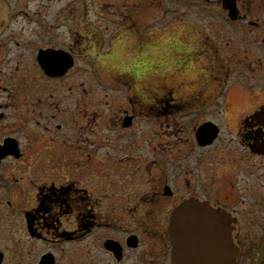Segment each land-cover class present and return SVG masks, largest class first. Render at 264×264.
I'll return each instance as SVG.
<instances>
[{"label": "flooded vegetation", "instance_id": "obj_1", "mask_svg": "<svg viewBox=\"0 0 264 264\" xmlns=\"http://www.w3.org/2000/svg\"><path fill=\"white\" fill-rule=\"evenodd\" d=\"M15 75L71 92L36 96L28 143L0 137L24 264H174L175 232L223 223L247 261L264 230V0H0V93Z\"/></svg>", "mask_w": 264, "mask_h": 264}, {"label": "rangeland", "instance_id": "obj_2", "mask_svg": "<svg viewBox=\"0 0 264 264\" xmlns=\"http://www.w3.org/2000/svg\"><path fill=\"white\" fill-rule=\"evenodd\" d=\"M11 4L15 9L22 8L28 15L31 16H33L32 10H39L37 8H41V5H48L49 9H47L46 11L44 10V12L42 14L40 13V15L46 14L48 16H54L61 3ZM107 25L108 24L106 23V26ZM13 27L16 26L13 25L12 28ZM16 41L22 43L20 39ZM20 48L23 52L32 50L31 48L24 49L23 45H21ZM163 57L166 58L167 55L164 54ZM166 61H164V63H166ZM120 62H126L125 56L120 57ZM24 74L25 73L22 72L19 75ZM25 78L28 79L27 77ZM17 79H19V77L15 75V82L13 86L11 85L12 87L9 86L11 91L7 93L8 96L5 93H0V104H6L5 113L7 114V119L0 123V131H2L0 133V137L2 136L1 134L6 133L5 131H10L13 132V134L19 136L23 144H26L28 143L27 141H25L26 135L30 134L33 137H37L39 136L40 132L36 131L35 129L43 127L42 118L39 114L40 108L37 104L38 101L36 100V96H71V92L67 89V86H64L62 88L61 84L52 86L54 84L48 85L42 83L39 84L43 85L44 88L40 89V91L29 90L28 87H22L19 84H16ZM66 85L69 86V83H66ZM125 88L128 89V87ZM123 94L124 92L122 93V95ZM98 95L103 96L104 94L100 92ZM38 122H40V124ZM4 169L5 170L1 169V171L4 172L3 175L7 177V180H10L12 177L19 179V177L24 176L23 172H13L12 169L9 172L7 168ZM7 201L8 196L6 195L5 191L0 190V251H3L5 253V260L3 264H24V257H22L26 249L24 233L22 230L20 219L8 211L6 206ZM256 202L262 203L263 200H256ZM262 209L264 210V205L262 206ZM251 251L252 252L250 253L247 261L241 264H264V230L261 227L256 228L253 232H251Z\"/></svg>", "mask_w": 264, "mask_h": 264}, {"label": "water", "instance_id": "obj_3", "mask_svg": "<svg viewBox=\"0 0 264 264\" xmlns=\"http://www.w3.org/2000/svg\"><path fill=\"white\" fill-rule=\"evenodd\" d=\"M66 69L45 72L52 76L63 75ZM7 145L5 140V146H0V159L8 154ZM173 239L174 264H236L238 250L232 246L228 223L217 227L215 224L207 225L201 230L181 229L173 234ZM2 260L3 253L0 252V264ZM40 264H53L51 255H45Z\"/></svg>", "mask_w": 264, "mask_h": 264}]
</instances>
